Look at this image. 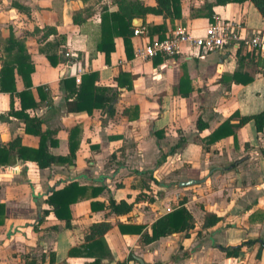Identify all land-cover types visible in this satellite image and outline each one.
I'll use <instances>...</instances> for the list:
<instances>
[{"label":"crops","instance_id":"1","mask_svg":"<svg viewBox=\"0 0 264 264\" xmlns=\"http://www.w3.org/2000/svg\"><path fill=\"white\" fill-rule=\"evenodd\" d=\"M117 1L0 0V69L10 34L22 40L33 67L29 91L36 105L23 113L39 123L49 154L66 156L69 146L78 145L72 162L63 165L39 169L19 159L17 148H36L40 135L25 131L24 119L9 112L11 106L20 110L19 99L0 92V147L16 143L0 166V264H90L95 259L98 264H264V130L257 132L252 122L235 126L239 119L232 117V135L209 139L233 113L264 110L262 62L254 57V70L253 56L242 50L238 57V51L202 52L188 44L172 57L135 56V44L148 37L151 26L164 24L165 36L176 28L203 35L211 19L191 14H205V4L215 0H180L181 17L174 20L151 14L133 18L145 35H132V56L126 57L122 38L114 37L105 62L97 50L100 15L117 11ZM211 11L248 33L264 32L250 1L213 5ZM236 70L252 81H232ZM90 73H95L93 88L112 100L108 107L69 111ZM14 84L17 92L25 89L16 73ZM197 118L207 124L202 131L195 127ZM189 179L196 183L179 186ZM70 182L85 192L69 206L66 225L47 197ZM110 201H124L131 209L115 213ZM182 201L193 227L144 242L141 234H151L152 224ZM206 214L219 220L203 228ZM100 223L109 228L90 238L91 227ZM248 240L255 243L241 247L237 257L220 249Z\"/></svg>","mask_w":264,"mask_h":264},{"label":"trees","instance_id":"2","mask_svg":"<svg viewBox=\"0 0 264 264\" xmlns=\"http://www.w3.org/2000/svg\"><path fill=\"white\" fill-rule=\"evenodd\" d=\"M245 1H250L253 4V6L260 14L262 20L264 21V0H215L213 5H226L228 3L240 4ZM116 3L118 8L117 11L108 12L107 10H104L100 15L101 34L100 41L97 44V50L104 54L105 62L108 61L110 53L114 50V37L122 38L126 57L130 58L132 56V44L130 39L133 32V28L131 26V20L133 18H144L147 14L161 16L163 19L169 18L170 20L178 19L181 17L180 0H155V6H145L139 0H118ZM213 5L205 4V9H207L205 14H191V16L208 17V19H211L213 15L211 7ZM165 31L166 28L164 24H159L149 27L147 29V35L149 39H151L154 34H157V39L161 40L165 38ZM3 51L6 55V60L3 61L0 69V92L9 93L11 99H13L14 96L19 99L20 110L13 111L11 106L9 112L17 117H21L24 119V121L26 122L25 131L40 135V141L36 148L25 146H19L17 148L16 153L18 158L21 160H30L35 162L39 169H45L51 167L52 165H63L65 163H71L78 145L74 144L73 146H69L70 152L69 155L66 156H55L49 154L47 152L45 144L46 136L44 134H39V131L37 129L39 127V123L36 122L35 119H29L28 116L23 113L29 107L34 108L36 103L32 98L31 92L29 91V88L31 86L29 75L33 70V67L29 62L30 60L27 53L25 52L22 40H18L13 36V34H10L5 41ZM239 51L240 50H238L237 52V56L239 54ZM248 54L249 53H247L246 55ZM15 73L21 77L22 81L25 84V89L20 92H17L15 90ZM94 78L95 73H90L83 76L80 85L78 86L76 101L72 103V107H68L69 111H80L84 108L90 110L93 107H108L107 103L112 99L107 98L105 94L102 93L103 89H100V91H98L99 89L93 88ZM231 79L237 84H247L252 81V76L246 72L236 70L232 74ZM72 83H74V80ZM128 83L129 82H127V86L129 85ZM232 117H238L239 119L235 126H241L245 123L252 122L257 132H261L262 130H264V110L249 116H239L235 112L227 120H225L213 130L209 137L211 141H213L214 138L225 137L224 135H232L230 128L233 125L229 123ZM206 126L207 124L202 122L200 118H197L195 122L197 131H202L206 128ZM15 144V142H12L8 147H0V166L6 163L9 151L10 149L15 148ZM177 147L178 146L176 145L174 148H172V150L176 149ZM262 158L264 163V151H262ZM96 190L97 189H93L94 192ZM84 192V188L79 187L75 182H70L63 188L53 191L47 197V203L51 206L54 215L58 219H64L65 224L69 225V206L77 201V199L83 197ZM109 206L111 208V211L115 213L124 214L129 212L131 209V205L124 201H120L118 203L110 201ZM2 207L3 206L0 205V208ZM218 220L219 217L215 214H206L202 227L207 228L213 226ZM192 227V217L183 206L182 201L180 203V206L174 208L172 211L158 218L151 226V234L144 232L141 234V239L146 243H151L173 233L186 232ZM108 228L109 225L105 223L93 225L90 229V238L95 236L100 237L107 231ZM137 230L141 231V228L137 227ZM90 238L88 237V239ZM253 243H255V241L248 240L246 242H242L238 246L229 249L225 247H220V249L224 251L229 257H237L239 249L241 247L250 246ZM260 247H264V243H261ZM90 264H98V260L95 259Z\"/></svg>","mask_w":264,"mask_h":264},{"label":"built area","instance_id":"3","mask_svg":"<svg viewBox=\"0 0 264 264\" xmlns=\"http://www.w3.org/2000/svg\"><path fill=\"white\" fill-rule=\"evenodd\" d=\"M132 35L140 38L145 34L142 28L135 27ZM184 44L202 52L242 50L260 60L262 62L260 71L264 72V32L248 33L240 23L224 20L216 15H212L209 25L201 36H194L185 28H176L161 40L143 37L135 44L134 54L141 60L172 57L180 52ZM70 55L65 50L64 56ZM75 81L79 83L78 75Z\"/></svg>","mask_w":264,"mask_h":264},{"label":"water","instance_id":"4","mask_svg":"<svg viewBox=\"0 0 264 264\" xmlns=\"http://www.w3.org/2000/svg\"><path fill=\"white\" fill-rule=\"evenodd\" d=\"M141 24V22L137 19H133L132 22H131V25L132 27H139ZM196 181L195 180H192V179H189L187 181H184V182H179V186H187V185H191V184H195Z\"/></svg>","mask_w":264,"mask_h":264},{"label":"rangeland","instance_id":"5","mask_svg":"<svg viewBox=\"0 0 264 264\" xmlns=\"http://www.w3.org/2000/svg\"><path fill=\"white\" fill-rule=\"evenodd\" d=\"M250 59L253 63L252 65H253L254 70H256V68L258 67V63H257L256 59L254 57H251Z\"/></svg>","mask_w":264,"mask_h":264}]
</instances>
